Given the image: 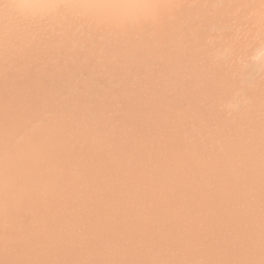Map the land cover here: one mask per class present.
Listing matches in <instances>:
<instances>
[{
  "label": "rangeland",
  "instance_id": "obj_1",
  "mask_svg": "<svg viewBox=\"0 0 264 264\" xmlns=\"http://www.w3.org/2000/svg\"><path fill=\"white\" fill-rule=\"evenodd\" d=\"M18 259L264 264V0H0Z\"/></svg>",
  "mask_w": 264,
  "mask_h": 264
},
{
  "label": "bare ground",
  "instance_id": "obj_2",
  "mask_svg": "<svg viewBox=\"0 0 264 264\" xmlns=\"http://www.w3.org/2000/svg\"><path fill=\"white\" fill-rule=\"evenodd\" d=\"M258 61V60H257ZM100 241V240H99ZM115 250H117V249H115ZM12 256V255H11ZM17 264H22V260H20V259H18L17 260V262H16ZM33 264H34V262H33ZM166 264V263H165Z\"/></svg>",
  "mask_w": 264,
  "mask_h": 264
}]
</instances>
